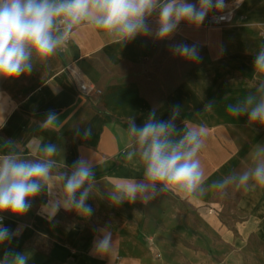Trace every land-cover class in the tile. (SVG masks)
Wrapping results in <instances>:
<instances>
[{
    "label": "crops",
    "instance_id": "crops-1",
    "mask_svg": "<svg viewBox=\"0 0 264 264\" xmlns=\"http://www.w3.org/2000/svg\"><path fill=\"white\" fill-rule=\"evenodd\" d=\"M225 5L224 10L232 11L230 21L209 27L205 19L198 28L182 23L170 38L201 45L206 60L190 70L183 85L155 105L141 93L134 69L141 59L154 57L155 38L137 37L122 47L87 24L76 28L66 46L46 63L34 61L31 75L15 80L0 78V155L16 151L25 159H37L42 144L56 143L62 149L55 157L57 176L83 156L95 165L99 190L87 201L94 210L87 219L61 209L49 220L43 210L51 199L46 193L32 201L24 216L3 213V225L18 234L10 242L0 244V258L5 251H16L31 253L29 264H210L205 249L210 246L211 227L203 211L208 205H216L222 191L212 194L210 189L204 197L194 200L162 193L146 202L137 200L119 206H113L99 193L106 194L114 185L143 178L138 158L126 159L131 143L129 122L134 118L137 125H142L153 108L166 120L174 104L182 107L176 121L178 128L184 124L196 126L201 119L212 117L234 121L235 126L251 133L245 142L235 144L233 166L227 165L226 159L219 161L214 174L209 159L202 153L206 150L203 144L200 152L204 156L202 167L207 169L205 187L232 172L254 166L256 153L264 146V127L248 123L246 115L236 118L226 108L255 91L258 74L252 62L264 46V0H225ZM155 20L154 15L153 27ZM82 82L94 84L100 93L84 92L79 87ZM210 100L216 103L211 110H204ZM49 110L55 111L59 120L56 127L43 128L41 121ZM76 127L90 128L91 137L76 136ZM206 130L210 134L211 129ZM214 130L226 137L227 123H220ZM8 139L14 140L13 146L4 145ZM55 183L59 185L58 178ZM234 191L238 192L234 196L235 208L240 213H254L258 205H264V187L245 190L235 186ZM259 210L264 214V206ZM184 216L192 222V217H196V224L184 226ZM251 225L252 230L264 235V216ZM102 229L111 233L113 244L110 251L99 253L95 251V241ZM183 229L195 240L184 247L186 256H180L173 240H168L175 231ZM224 241L222 244L228 242ZM228 260V256H223L216 264H232Z\"/></svg>",
    "mask_w": 264,
    "mask_h": 264
},
{
    "label": "clouds",
    "instance_id": "clouds-1",
    "mask_svg": "<svg viewBox=\"0 0 264 264\" xmlns=\"http://www.w3.org/2000/svg\"><path fill=\"white\" fill-rule=\"evenodd\" d=\"M225 0H0V78L15 80L34 71V61L46 63L66 46L74 30L87 24L106 33L114 43L126 46L137 37L151 36L157 41L169 40L182 23L200 27L210 12L220 13ZM155 15V27L151 18ZM217 17L213 16L215 20ZM174 56L199 62V46L184 42L171 45ZM252 67L258 74L255 91L243 99L228 104L226 111L239 118L246 115L248 123L264 127V46L255 53ZM216 102L210 100L204 110ZM179 104L170 106L168 119H161L158 109L149 111L142 125L131 119L127 129L131 138L126 159L138 158L143 178L123 185H114L106 196L110 204L119 206L146 202L162 193H173L185 200L204 197L210 189L224 191L230 185L255 190L264 187V146L256 153L254 166L242 172H232L205 187V172L199 159L204 144V125L177 127L181 116ZM199 115V112L197 113ZM59 115L49 110L41 127L57 126ZM74 134L83 139L92 135L90 128L76 127ZM11 147L14 140L4 141ZM40 157L25 159L16 151L0 155V244L10 242L18 233L3 225V213L24 216L32 201L42 193L51 199L43 206L49 220L62 209L75 212L81 218L92 216L87 201L98 192L93 162L80 157L70 169L55 173V157L62 149L56 143L39 147ZM58 178L59 185L55 183ZM111 233L101 230L95 241V251L111 250ZM31 253L5 251L0 264H29Z\"/></svg>",
    "mask_w": 264,
    "mask_h": 264
},
{
    "label": "rangeland",
    "instance_id": "rangeland-1",
    "mask_svg": "<svg viewBox=\"0 0 264 264\" xmlns=\"http://www.w3.org/2000/svg\"><path fill=\"white\" fill-rule=\"evenodd\" d=\"M180 42L193 44L177 37L165 41H157L155 39L156 53L154 57L141 59L134 66L135 79L140 85L141 93L148 97L154 105L158 104L178 86L183 85L190 70L206 60L204 49L199 44L197 45L202 57L199 62H190L174 56L171 51V45ZM199 122V125H204L206 129H211L210 134H207L206 130L204 138V148L206 150L202 153L209 159L212 173L214 174L217 171L219 161L223 162L226 159L227 165L230 163L233 166L235 162V144L237 142L241 144L249 139L251 137L250 131L242 130L235 126L234 121L224 122L212 117L210 119H201ZM220 123H227L226 137L219 136L217 130H214ZM202 153L199 152L201 164L204 157L201 156ZM243 169L244 171L247 170ZM234 187V185H230L226 190L222 191L223 195L220 196V200L215 201L216 205H208L203 211L206 216L205 219H208L211 227L208 237L210 246L205 249V255L210 257V264H216L223 256H228V262L230 261L232 264H234V260L237 261V264H264V235L251 229V224L258 223L261 216H264L259 210V207L264 205H258V209L256 208L254 213L249 210H243L242 213L238 212L235 208L234 197L235 194L238 195V192L236 191L237 193H235ZM215 191L213 190L212 194H215L213 193ZM216 195L218 196V193ZM192 219H194V222L184 216L182 218L183 225L187 227L190 222L196 224V217H192ZM178 226H181L180 223ZM226 239L228 242L226 241L227 243L222 244V241L225 242L224 240ZM168 240L169 242L173 240L176 247L175 250L178 251L180 256H186L187 251L184 247L192 245V241L195 242L192 236L184 232V229L175 231L174 236L168 237ZM233 240H236V242ZM155 255L158 256L157 253Z\"/></svg>",
    "mask_w": 264,
    "mask_h": 264
},
{
    "label": "built area",
    "instance_id": "built-area-1",
    "mask_svg": "<svg viewBox=\"0 0 264 264\" xmlns=\"http://www.w3.org/2000/svg\"><path fill=\"white\" fill-rule=\"evenodd\" d=\"M232 11L231 9H225L221 11L220 13H216L215 11L210 12L209 16L206 18V25L209 27H215L222 25L231 19ZM213 16H216L217 18L215 20L212 19ZM79 87L81 90H83L86 93H100V89L96 88L94 84L91 83H85L82 82L79 84Z\"/></svg>",
    "mask_w": 264,
    "mask_h": 264
}]
</instances>
